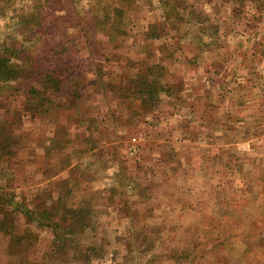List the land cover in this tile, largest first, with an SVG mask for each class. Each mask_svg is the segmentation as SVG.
<instances>
[{"label":"rangeland","instance_id":"obj_1","mask_svg":"<svg viewBox=\"0 0 264 264\" xmlns=\"http://www.w3.org/2000/svg\"><path fill=\"white\" fill-rule=\"evenodd\" d=\"M11 1L47 21L46 0ZM87 1L52 0L61 12L73 10L65 22L73 35L87 26ZM6 2L0 43L24 44L19 18L1 16ZM166 3L110 0L124 17L106 25L119 30L95 37L105 48L94 56L105 60L103 83H94L98 74L76 75L78 99L63 82L40 107L38 92L0 81V128L11 133L0 135V264H264V0H170L178 32L162 29ZM62 26L48 27L46 39L55 42ZM152 29L163 38L151 54L164 78L181 85L142 112L140 99L110 83L118 87L141 66L136 57ZM84 44L72 60L87 56ZM59 49L41 65L62 75ZM238 150L251 153L242 173ZM32 203L50 218L30 219ZM79 208L83 224L69 216ZM12 236H24L20 247ZM61 246L62 259H54Z\"/></svg>","mask_w":264,"mask_h":264},{"label":"trees","instance_id":"obj_2","mask_svg":"<svg viewBox=\"0 0 264 264\" xmlns=\"http://www.w3.org/2000/svg\"><path fill=\"white\" fill-rule=\"evenodd\" d=\"M39 2L41 0H31ZM45 2V0H43ZM48 4L49 11L47 13V16H44L47 21H43V12H37L36 10H33L31 8L30 11L26 12L25 10H21L20 7H16L12 1L7 0V6L5 8H2L1 12L2 17L9 16L10 18L18 17L19 18V27L22 31V35L25 37H28L24 42H16L11 43L12 41H6L3 43H0V81L1 83L5 84L4 87L9 86L11 83L9 81H13L14 83V90H18L19 88L28 89L29 92H38V105L41 107L43 102V97L45 94H47L49 91L58 93L62 88V83L66 82L68 86H70L72 90V96L75 99L80 98L81 92H80V84L78 83L79 78L83 76L85 73H91L93 75L98 76L94 79V83L101 84L103 83V72L100 68L101 64L105 61L104 59L97 60L98 63L95 62V55H99L100 57H104L102 42H97V39H95L96 34L101 31H106L107 29H110V31L114 32L116 30H119L118 28H112L107 27L106 25L110 22L111 17H121L122 12L120 9L116 8L115 6L110 5V0H88V12L85 13L88 17V23L87 26L82 25L80 27H76L77 33L73 35L72 32H70V25L66 24L68 26V29L65 28V22L70 20L73 17L72 9H70L68 12H61L60 9H58L55 5V3L52 2V0H46ZM161 3L164 1H167L168 7L164 9V19L166 20V23H169V26L166 28L162 27V29L169 31L171 29H176L177 32L180 29L178 25H173V21L170 22V17H174L176 21H178L177 18V9L175 8L174 4L170 3V0H160ZM208 1V0H207ZM43 3L40 2L39 5L36 6H42ZM66 6H70V3L67 2ZM72 7V5H71ZM76 10L74 11L76 15H79L80 13L77 12V7H73ZM19 10V14L14 16V13ZM120 10V12H118ZM73 12V13H74ZM71 15V16H70ZM122 16L121 18H123ZM22 19H25V21H28L31 26H22ZM51 19V20H50ZM73 21V20H72ZM213 21V20H211ZM96 22L94 25L95 31H91L90 28L93 26V23ZM125 22V21H124ZM24 23V22H23ZM62 24L63 26L60 28V31H62L59 34H56L52 39L55 42H50L49 39H46L47 34V28H58V24ZM79 25V24H78ZM121 29V28H120ZM207 26L204 27V34H207ZM149 40H144L141 42L140 47L144 48L143 52H141V55L139 58L136 57V61L140 62L141 66L136 68L135 72H129V74L126 72V75L120 76L119 78V86L114 87L112 83H110L111 88L113 90H120L122 91L120 95H124L125 92H127L126 96H128L131 100L133 99H140L142 106H140L141 111L145 110L147 105H150L151 108H153V101L156 102V104L163 102L165 99H169L173 93L180 90L181 80L176 79L172 81H167L165 77V73L162 72V69H165L163 64L160 63V61L156 60L155 57L151 54L154 52V49L159 47V44L161 43L162 35H156L153 34V29L150 30L149 33ZM83 39H85L84 47L86 49V57L80 56V60H72L71 56H75L78 53H81L80 50L76 47L79 43H83ZM57 41V42H56ZM187 42V41H186ZM179 43L178 44V50H180L182 44L186 43ZM71 43V44H70ZM74 43V44H73ZM205 42H201L200 47L201 49L205 48ZM61 47V48H60ZM92 47L94 48L92 51ZM60 48V49H59ZM60 52H63L65 56L63 57V74H58L56 69H48L45 66L41 65L42 60L46 56V53H54L55 50H58ZM74 49V51L72 50ZM139 52V51H138ZM146 53V54H145ZM89 55H92L93 58H89ZM187 61L189 63H193L190 61V59L187 58ZM87 65H86V63ZM217 63L222 64V61H217ZM93 64H96L95 66ZM24 65V66H23ZM215 72L218 73V69L214 68ZM110 73L111 71L108 70ZM77 75L78 81L74 78ZM67 76V78H65ZM25 81V82H23ZM28 81L31 82L28 83ZM109 81V80H108ZM8 82V83H5ZM131 83L133 85H131ZM21 84V85H20ZM11 86V85H10ZM48 89V90H47ZM179 93V92H178ZM161 94V95H160ZM143 96H147L148 98H145L143 100ZM62 98V97H61ZM149 102V103H148ZM148 103V104H146ZM174 106L177 104L175 102L172 103ZM175 113H173L174 115ZM8 124V123H7ZM189 125L190 124H186ZM0 135L7 136L11 135V133L4 134L5 126L2 125V128H0ZM11 137V136H9ZM7 139V137H6ZM119 186L125 187V189H129L130 185L128 186V183L126 182H120ZM33 204V203H32ZM25 214L30 219H40L41 221H38L39 223H42V220L44 218L49 219V212L45 209L38 210L36 206L33 204L32 208H29L26 210ZM69 216L73 219L74 223H84V209H70L69 210ZM76 219V220H75ZM56 225L59 224L58 222H50L48 225ZM13 237V236H12ZM24 239V236H15L13 237V240L16 241V246L20 247L21 240ZM72 241V240H71ZM53 253H56L58 255H54V259H62L60 257V253H62V246L58 249L53 250ZM65 252H63L62 255ZM21 264L26 262H20Z\"/></svg>","mask_w":264,"mask_h":264},{"label":"crops","instance_id":"obj_3","mask_svg":"<svg viewBox=\"0 0 264 264\" xmlns=\"http://www.w3.org/2000/svg\"><path fill=\"white\" fill-rule=\"evenodd\" d=\"M206 93H208V92H206ZM204 107L206 108V105H204ZM220 146H222V145H220ZM220 146H217V148L219 149ZM214 151H216V150H214ZM235 153H237V155L234 156L237 160V165H236V167H238L237 171L238 172L241 171V173H242L244 171V166L246 164H248L250 161L251 153L250 152H241L239 150L235 151ZM222 154H223V152H222ZM221 156H223L225 159V154L221 155Z\"/></svg>","mask_w":264,"mask_h":264}]
</instances>
